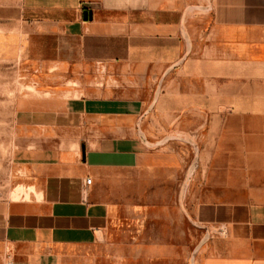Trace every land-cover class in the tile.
Wrapping results in <instances>:
<instances>
[{
    "label": "crops",
    "instance_id": "1",
    "mask_svg": "<svg viewBox=\"0 0 264 264\" xmlns=\"http://www.w3.org/2000/svg\"><path fill=\"white\" fill-rule=\"evenodd\" d=\"M207 1L203 32V0H0L4 54L158 81L19 105L58 141L12 151L33 191L0 201V264H264V0Z\"/></svg>",
    "mask_w": 264,
    "mask_h": 264
},
{
    "label": "rangeland",
    "instance_id": "2",
    "mask_svg": "<svg viewBox=\"0 0 264 264\" xmlns=\"http://www.w3.org/2000/svg\"><path fill=\"white\" fill-rule=\"evenodd\" d=\"M207 0L191 10V20L195 26L205 31L210 20ZM205 26V27H204ZM138 78V77H136ZM133 73L122 64H97L88 70H81L75 65L60 61L37 62L24 55L4 54L0 51V201L28 199L33 188L29 186L26 171L12 161V151L16 146H29L36 141H43V131L38 135L32 121L19 113V105L48 97L67 100L73 97L108 96L140 97L147 99L156 91L158 81H152L151 87H141L134 83ZM182 89L187 83L181 79ZM165 91V88H159ZM171 123V121H164ZM159 123V121H158ZM179 131L175 135L181 144L191 152L192 159L196 150L190 144L188 131H194L195 121L176 124ZM49 145L58 141V136H50ZM190 151V150H189Z\"/></svg>",
    "mask_w": 264,
    "mask_h": 264
},
{
    "label": "water",
    "instance_id": "3",
    "mask_svg": "<svg viewBox=\"0 0 264 264\" xmlns=\"http://www.w3.org/2000/svg\"><path fill=\"white\" fill-rule=\"evenodd\" d=\"M84 16H85V18H87V17H92V15H91V12L90 11H88V10H85L84 11Z\"/></svg>",
    "mask_w": 264,
    "mask_h": 264
},
{
    "label": "built area",
    "instance_id": "4",
    "mask_svg": "<svg viewBox=\"0 0 264 264\" xmlns=\"http://www.w3.org/2000/svg\"><path fill=\"white\" fill-rule=\"evenodd\" d=\"M87 182H88V183H91V178H88V179H87ZM8 264H13V263H12V261H9Z\"/></svg>",
    "mask_w": 264,
    "mask_h": 264
}]
</instances>
